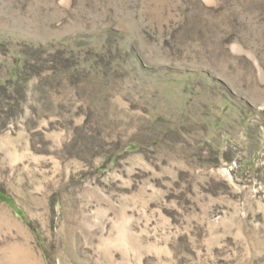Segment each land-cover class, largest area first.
Wrapping results in <instances>:
<instances>
[{"label":"rangeland","instance_id":"obj_1","mask_svg":"<svg viewBox=\"0 0 264 264\" xmlns=\"http://www.w3.org/2000/svg\"><path fill=\"white\" fill-rule=\"evenodd\" d=\"M0 264H264V0H0Z\"/></svg>","mask_w":264,"mask_h":264}]
</instances>
